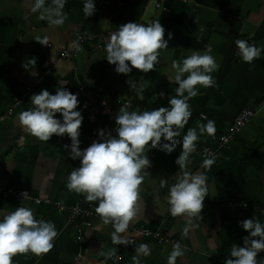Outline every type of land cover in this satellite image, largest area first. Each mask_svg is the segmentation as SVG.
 <instances>
[{
  "label": "crops",
  "instance_id": "0c3cea01",
  "mask_svg": "<svg viewBox=\"0 0 264 264\" xmlns=\"http://www.w3.org/2000/svg\"><path fill=\"white\" fill-rule=\"evenodd\" d=\"M158 2L95 0L96 11L87 17L84 0H67L65 22L50 25L39 12L31 11L33 0H0V186L26 190L32 198L63 206L59 211L53 205L0 195V209L11 211L24 202L35 209L38 218L54 222L58 230L50 251L40 255L18 253L13 257L16 264H135L133 256L139 245L134 240L140 238L141 230L161 231L174 241L165 245L145 242L151 252L140 257L141 264H168L177 242L184 254L176 264H225L233 244L243 246L244 237L249 235L240 221L257 216L264 223V54L250 64L237 54L235 43L246 39L264 46V0H167L164 8L158 7ZM154 19L164 25L165 39L169 32L173 34L169 48L160 52L159 64L147 73L136 68L129 74L117 73L106 51L97 46L107 44L110 33L121 24ZM79 36L89 39L74 59H61ZM37 37H47L48 45L35 40ZM208 45L220 65L212 73L216 84L197 86L199 94L189 101L192 116L177 137L182 140L188 128L199 132L209 119L215 121V134L201 135L187 168L207 175L203 218L173 216L170 212L169 188L182 175L176 164L182 151L179 145L172 153L159 148L144 153L149 155L151 167L143 170L138 215L121 234L129 238L128 245L113 243L112 224H105L98 214L91 227L71 222V207L79 204L95 211L98 201L88 202L84 194L67 188V177L80 165L68 155L70 148H65L71 144L70 137L54 134L49 141H40L24 131L18 115L33 107L31 96L45 88L54 94L60 81L78 94V109L84 116L80 147L84 149L100 139V129L113 126L102 114V103L116 107L129 101L130 111L168 106L178 87L174 79L169 80L175 74L172 61H182L194 50L203 52ZM31 58H36V65L23 67ZM129 80L138 87L146 85L143 98L131 89ZM161 92L165 95H159ZM17 102L19 105H15ZM247 108L254 109L256 116L229 145L223 146L220 136ZM57 116L62 118L60 113ZM205 150L215 157L210 169L201 167ZM186 226L187 235L183 231ZM114 248L117 254L111 258L101 254ZM262 258L264 251L258 254V259Z\"/></svg>",
  "mask_w": 264,
  "mask_h": 264
},
{
  "label": "clouds",
  "instance_id": "9594fccd",
  "mask_svg": "<svg viewBox=\"0 0 264 264\" xmlns=\"http://www.w3.org/2000/svg\"><path fill=\"white\" fill-rule=\"evenodd\" d=\"M67 0H33L31 11L39 12L41 19H47L50 25H62L67 14L63 11ZM96 11L95 0H84V14L89 17ZM165 27L160 19L149 23L127 22L121 24L117 31L110 33L106 44L107 60L115 65L117 73L129 74L133 68L144 73L154 70L160 62V52L169 48L172 33L165 39ZM35 40L48 45L47 37ZM238 55L243 61L252 63L264 54V46H257L246 39L235 41ZM130 62V63H129ZM36 58L28 59L23 67L35 66ZM174 77L178 87L175 95H171L168 106L150 110H132L121 106L115 116L116 135L111 131L100 129L99 140L81 149V127L84 121L82 110L78 109L80 101L78 94L60 87L53 94L47 88L31 96L33 107L19 113L18 119L24 131L40 141H49L53 135L65 136L71 139L68 155L79 160L67 177V188L79 194H84L88 202L98 201L95 209L101 220L111 223L114 231L111 233L114 244H129L126 233L130 222L137 217L140 199V186L144 180L143 170L151 167L149 155L144 153L159 148L172 153L177 146L182 145V151L176 159V164L182 170V175L169 188L167 200L173 216L200 217L208 196L207 175L204 171H188L191 154L196 151L197 142L202 134L214 135L215 121L209 119L207 124L196 128H188L182 140L181 130L188 124L192 116L190 99L199 94L198 85L205 88L214 86L216 80L212 73L220 65L212 54V46L208 45L203 52L194 50L190 55L180 60H173ZM131 89L143 98V88L135 81L129 80ZM159 95L164 96L161 92ZM62 114V118L57 116ZM24 143V137L19 140ZM215 163V157L209 156L202 161L201 167L210 169ZM27 192L24 193V200ZM191 224V221H189ZM249 235L244 237L243 246L233 244L231 255L225 264H264V258L258 259V254L264 251V223L256 216L240 221ZM187 235L189 227L184 228ZM58 230L55 223L38 218L30 206L24 202L14 210L0 209V264H16L13 257L18 253H47L54 247ZM133 256L135 264H141V256L150 254L148 244L142 243ZM111 258L117 254V249L101 253ZM184 254L179 242L173 245L168 256V264H176L177 258Z\"/></svg>",
  "mask_w": 264,
  "mask_h": 264
},
{
  "label": "built area",
  "instance_id": "2783aa9c",
  "mask_svg": "<svg viewBox=\"0 0 264 264\" xmlns=\"http://www.w3.org/2000/svg\"><path fill=\"white\" fill-rule=\"evenodd\" d=\"M116 1V0H112ZM167 0H159L158 7L164 8V3ZM101 4H109L111 2H100ZM120 7L123 6L121 2L117 3ZM86 39H89V37L86 36H79L76 40V42L67 50H65L62 55L61 59H69L72 60L77 55L81 45L85 43ZM99 50L106 51V44H101L97 46ZM83 91V90H82ZM15 105H19L17 102ZM121 106H127L129 110L132 108V104L129 101H124L119 103L116 107H113L112 105H109L107 103H102L101 110L102 114L107 116L110 122L113 124L112 127L106 129L107 131H111L112 134H114L116 129V121L115 116L119 112V109ZM264 108V106H263ZM257 112L254 109L247 108L242 111H240L236 117L234 118L233 124L230 127L229 131L226 134H223L220 136V143L223 146L229 145L235 137L245 128V126L256 116ZM209 156H213L212 152L210 151H203L202 157L205 159ZM27 192V198L33 200L36 204H47V205H53L56 208H58L59 211L63 210V206H61L59 203H53L51 200H42L37 198H32L30 196V193L26 190H15L13 188H7V187H1L0 186V195L2 197H13L16 199H24V193ZM71 222H75L80 224L83 227H91L93 220L98 217L97 213L94 211L91 207H83L79 204L71 207ZM140 238L136 241L134 240V243L137 245H140L142 243H145L147 241L154 242L158 245H165V244H172L174 241L171 238H168L166 235H164L161 231H154V230H141L140 232Z\"/></svg>",
  "mask_w": 264,
  "mask_h": 264
}]
</instances>
